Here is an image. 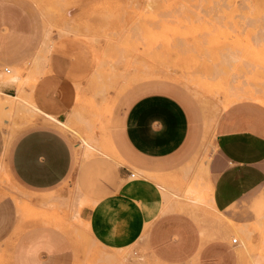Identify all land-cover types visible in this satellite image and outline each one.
I'll list each match as a JSON object with an SVG mask.
<instances>
[{
    "label": "rangeland",
    "instance_id": "rangeland-1",
    "mask_svg": "<svg viewBox=\"0 0 264 264\" xmlns=\"http://www.w3.org/2000/svg\"><path fill=\"white\" fill-rule=\"evenodd\" d=\"M16 1L29 9L35 20L36 42L19 64L0 66L1 77L12 79L14 71L20 76L19 80L0 82L3 93L2 86L11 85V93L15 88V95L34 104L32 85L45 70L49 50L63 37L80 39L90 67L73 82L71 105L55 116L71 127H61V132L69 142L73 162L63 180L45 191L54 199L45 204L38 201L42 191L21 187L0 159V200L9 203L13 219L8 235L0 239V264H14L16 236L34 230L41 232L35 263L157 264L144 241L145 225L131 244L102 243L89 229L87 210L122 182L143 175L125 157L120 155L121 161H114L101 154L119 158L109 136L119 126L128 100L144 90L166 88L197 108L202 132L199 151L177 170L162 174L164 179L156 178L165 204L189 198L186 203L194 211L186 213L200 225L204 239H215L225 231L228 242L231 236L239 242L240 264H264V215L256 222L254 209L255 200L264 202L260 199L264 190L245 201L237 200L228 223L208 206L215 207L211 189L204 182L206 176H202V165H207L212 151L217 114L241 99L264 106V0ZM33 122L32 113L13 108L0 120V127L9 139ZM81 137L90 149L82 146ZM103 164H111L115 170L110 172ZM128 170L134 175L128 176ZM92 180L103 185V195L96 201L74 197L78 190L84 193ZM122 198L123 204L112 203L111 221L114 223L116 211L123 212L126 225L132 212L126 209L130 200ZM107 209L102 214L105 219L111 213ZM233 223L245 228L248 235L235 230ZM113 228L115 237L119 229Z\"/></svg>",
    "mask_w": 264,
    "mask_h": 264
},
{
    "label": "crops",
    "instance_id": "crops-1",
    "mask_svg": "<svg viewBox=\"0 0 264 264\" xmlns=\"http://www.w3.org/2000/svg\"><path fill=\"white\" fill-rule=\"evenodd\" d=\"M34 21L23 3L0 0V66L17 65L31 53L36 42ZM82 48L80 39L68 36L49 50L47 63L43 64L45 70L31 88L33 103L43 114L56 118L71 105L73 82L90 67ZM2 89L7 95L16 93L15 88L11 93V85ZM144 91L128 100L119 126L109 136L119 158L101 154L115 158L114 161H121L120 155L125 157L144 176L127 184L122 182L101 198L104 187L94 180L84 193L77 191L74 197L79 200L99 198L87 210L91 233L102 243L126 245L139 238L145 225L144 241L157 264H240L239 242H228L225 231L215 239H204L200 225L185 211L162 212L166 200L156 178L164 179L162 174L177 170L199 151L202 121L197 108L170 89ZM61 130L39 119L6 140V132L3 134L0 127V159H4L12 178L21 187L42 191L37 200L43 204L54 199L45 191L63 180L73 162L71 147ZM211 146L204 169L205 182L212 190L214 206L231 220L237 200L245 201L264 190V106L245 99L230 103L215 117ZM103 168L115 170L111 164H103ZM123 196L130 200L126 209L132 212L126 225L123 212L116 211L114 223L111 221L112 203L123 204ZM254 203H258L254 208L258 222L263 216L264 202ZM107 207L111 213L105 219L102 214ZM12 225L9 203L0 200V239L8 235ZM113 227L119 229L115 237ZM40 235L34 230L16 236L14 264L43 263H35Z\"/></svg>",
    "mask_w": 264,
    "mask_h": 264
},
{
    "label": "bare ground",
    "instance_id": "bare-ground-1",
    "mask_svg": "<svg viewBox=\"0 0 264 264\" xmlns=\"http://www.w3.org/2000/svg\"><path fill=\"white\" fill-rule=\"evenodd\" d=\"M8 72H10L9 70H8ZM7 72V73H8ZM12 72V71H11ZM15 72V74L14 75H12L11 77H13L12 79L13 80H19L20 79V76H18L17 74H16V71H14ZM14 72H12V73H14ZM11 74V73H10ZM29 75V74H28ZM12 79H9V78H4V77H1L0 76V82H8V81H10V80H12ZM1 96H3V98H1ZM13 108H15V109H17V110H25V111H28V113H32V116H33V120L34 121H38L39 119H41L42 121H44V122H47V123H52V124H54V125H56V126H58L59 128H61V127H63V128H65V129H69V128H71L70 126H69V124L67 123V122H63V121H61V120H59V119H56V118H54V117H51V116H48V115H45V114H43L42 112H40L38 109H37V107L34 105V104H32V103H28V102H26V99H24V98H22V97H20V96H17V95H7V94H5V93H3L1 90H0V120H2V118H3V116L5 115V114H8ZM2 113L4 114V115H2ZM6 140H7V135H6ZM80 143L82 144V146L86 149V148H88V149H90V145H89V143L87 142V140L85 139V138H82L81 137V139H80ZM205 164H203L202 165V167H203V173H202V176H204L205 177ZM201 167V168H202ZM133 173V172H132ZM142 173H144V172H142ZM149 173V172H148ZM134 175V174H133ZM203 177V178H204ZM204 182H205V178H204ZM205 185H207L206 184V182H205ZM207 187L210 189V187L207 185ZM210 192H212V190L210 191ZM209 192V193H210ZM182 198H183V196H182ZM184 198H185V196H184ZM189 200V198H187L186 197V200L184 201V202H178V201H169L168 203H166L164 206H163V210H162V212H164V211H166V210H172V209H178V210H182V211H185V212H187V213H191V212H193V211H191L192 209L190 208V206H189V204H187L186 203V201H188ZM207 205V204H206ZM210 208H212V209H214L217 213H220L218 210H217V208L216 207H213V206H211V205H208ZM207 206V207H208ZM204 207H205V204H204ZM197 208V207H196ZM211 209V210H212ZM203 209H201L200 210V212L202 211ZM196 211V210H195ZM198 212H199V209H198ZM193 215V214H192ZM263 215H264V212H263ZM194 217V216H193ZM195 220V219H194ZM226 220H227V218H226ZM228 221V220H227ZM228 223H229V221H228ZM233 227H234V229L235 230H238V231H240V233L243 235V236H246V235H248V231L245 229V228H243V227H237V226H235L234 225V223H233ZM146 231V230H145ZM145 231H144V236H145ZM202 235H203V233H202ZM243 238H245V237H243ZM245 239H243V242H245L244 241Z\"/></svg>",
    "mask_w": 264,
    "mask_h": 264
},
{
    "label": "built area",
    "instance_id": "built-area-1",
    "mask_svg": "<svg viewBox=\"0 0 264 264\" xmlns=\"http://www.w3.org/2000/svg\"><path fill=\"white\" fill-rule=\"evenodd\" d=\"M3 70L5 71V72H8V69H7V67H3ZM128 175L129 176H133V173L130 171V170H128ZM237 241V238L235 237V236H231L230 237V242L231 243H235Z\"/></svg>",
    "mask_w": 264,
    "mask_h": 264
}]
</instances>
